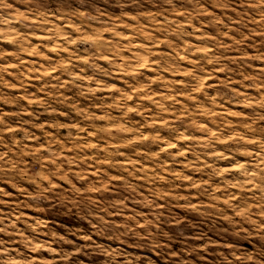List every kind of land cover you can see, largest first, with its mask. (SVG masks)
Wrapping results in <instances>:
<instances>
[{
    "label": "rangeland",
    "instance_id": "rangeland-1",
    "mask_svg": "<svg viewBox=\"0 0 264 264\" xmlns=\"http://www.w3.org/2000/svg\"><path fill=\"white\" fill-rule=\"evenodd\" d=\"M0 241L260 264L264 0H0Z\"/></svg>",
    "mask_w": 264,
    "mask_h": 264
},
{
    "label": "clouds",
    "instance_id": "clouds-1",
    "mask_svg": "<svg viewBox=\"0 0 264 264\" xmlns=\"http://www.w3.org/2000/svg\"><path fill=\"white\" fill-rule=\"evenodd\" d=\"M0 243H3L2 241H0ZM0 252H7V249H0ZM65 259H67V257H65ZM6 264H14L13 261H7ZM260 264H264V256L261 257L260 260Z\"/></svg>",
    "mask_w": 264,
    "mask_h": 264
},
{
    "label": "snow or ice",
    "instance_id": "snow-or-ice-1",
    "mask_svg": "<svg viewBox=\"0 0 264 264\" xmlns=\"http://www.w3.org/2000/svg\"><path fill=\"white\" fill-rule=\"evenodd\" d=\"M131 99V97H129Z\"/></svg>",
    "mask_w": 264,
    "mask_h": 264
}]
</instances>
